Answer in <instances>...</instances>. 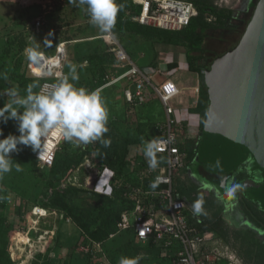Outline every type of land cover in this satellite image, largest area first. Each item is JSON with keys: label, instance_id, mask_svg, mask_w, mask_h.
I'll list each match as a JSON object with an SVG mask.
<instances>
[{"label": "rangeland", "instance_id": "obj_1", "mask_svg": "<svg viewBox=\"0 0 264 264\" xmlns=\"http://www.w3.org/2000/svg\"><path fill=\"white\" fill-rule=\"evenodd\" d=\"M188 1L196 3L198 15L201 6L209 5L211 8V11L206 12V18L214 27L207 31L205 45L206 58L208 57V61H211L217 53H223L236 44L241 35L239 32L243 31L253 11V4L258 0ZM225 12L230 13L231 17L227 18L221 15ZM39 18H44L45 24L38 30L36 23ZM103 35L104 33L90 22L84 8L70 3L69 0H0V107L9 101L7 96L9 89L15 88L20 92L19 82L23 79H33L29 72V60L25 54L27 47L36 44L40 52L51 55L55 53L59 43L67 42L69 57L65 67L68 72L70 64L76 67L79 79L74 82H80L82 87L91 90L94 80L104 76L106 83L95 91L101 96L108 110L107 125H110L116 132L117 162L123 159L125 165L122 167L134 174L139 170L142 158L140 154L144 153L145 143L156 141L163 133L162 126L167 118V112L161 98L155 92H152L151 98L146 102L133 106L127 103L125 91L133 86L132 79L124 77L119 81L116 80L127 72L130 64L127 60L121 61L115 56L111 45L105 41ZM117 37L132 61L142 70L159 68V57H162V61L165 62L166 60L183 59V66L172 70L171 78L181 88L178 101L172 102V106L175 107L172 115L178 121L187 116L186 105L190 102V108H194L199 99L200 89L207 86L205 76L191 71L189 65L185 64L187 62V44L180 40L179 44L174 45L165 42L163 37L136 32H123ZM45 38L52 40L50 47L43 43ZM99 48H105L107 52L111 53L107 61L104 63L101 59L96 58L94 64L88 62V56L97 52ZM196 64L205 72V59H201ZM153 74H155L153 82L158 86L166 78L164 74ZM20 95L23 96L21 93ZM182 96L188 99L182 102ZM193 118L194 116H192L188 128L189 132L195 130L196 123ZM0 129L3 130V136H0V139L9 134L19 135L17 124L13 120L0 123ZM201 129L196 138H199ZM73 147L84 149L86 145L76 146L73 143ZM18 148L19 151L10 153L13 162L12 170L0 177V199L3 200L1 203H6L3 217L7 219L6 224L9 225L6 227L5 239L8 242V252L12 264H64L63 262L67 258L71 259L73 251L78 252V243L85 230L88 232L87 230H92L98 224H102L108 216L112 218L115 210H119V207H116L114 199L78 185L75 187L82 192L71 193L74 202L72 211L69 214L65 211L71 220H62L58 215L53 214L41 218L36 225V230L30 231L27 216L31 208L34 204H42L49 199V196L55 194L49 185L52 182L55 184L59 196L55 198L56 201L61 199L62 195L67 194L71 187L64 188L63 180L67 178L68 173H62L57 178L49 172L52 166H48L40 157L38 158V151L33 152L30 146L19 145ZM58 150L59 147L56 154ZM51 153L52 151L46 148L44 157L47 159ZM75 159L77 157L72 160L73 163L70 166L72 169H76ZM17 163H19L21 171H16ZM192 165L180 171L176 179V187L189 188L193 185L194 180L200 183L193 193L194 198L191 202L202 200L203 211L199 215L192 211V217H212L218 213L217 221L220 226L225 225L231 231L226 240L234 247L237 255H241L240 257L245 260L256 257L258 261L260 257L263 258L264 254L257 255L258 250L256 249L252 253L250 240L245 235H240V229L238 231L235 230V227L231 228L227 220L229 217L235 218L234 216L239 213L240 224L243 222L245 225L250 224L253 222L248 215L250 209L256 210L259 215L264 217V199L262 198L264 192L260 189H250L243 195L235 193L233 197H229L225 194L226 187L219 189L206 185L203 181L204 178L197 175L196 163ZM246 171L252 174L256 183L264 182L263 173L257 167L253 156L245 161L237 172ZM233 174L232 172L228 173L230 177ZM235 175H237L236 172ZM233 178L229 186L231 183L233 184ZM70 186L73 185L70 184ZM50 201H52L51 198ZM56 201H52L53 205L57 204ZM57 210L59 213L61 212L59 209ZM230 211L233 213L232 215H230ZM255 215L257 217V214ZM61 221L72 222L75 227L77 225L81 230L80 237L78 230L74 227L70 228L69 232L68 228H64L62 231V226L66 223ZM41 236L44 237L40 238ZM17 243L20 250L13 249ZM259 245L262 246V244ZM108 251L115 264H119L121 257L139 256V264H172L173 260L171 251L150 246L128 233H121L111 240L108 243ZM261 260L264 261V258ZM218 264H231V260L222 259L218 261Z\"/></svg>", "mask_w": 264, "mask_h": 264}, {"label": "built area", "instance_id": "obj_2", "mask_svg": "<svg viewBox=\"0 0 264 264\" xmlns=\"http://www.w3.org/2000/svg\"><path fill=\"white\" fill-rule=\"evenodd\" d=\"M126 1L141 6L140 14L133 16V20L166 30H182L198 15L195 4L188 0ZM36 24L39 30L45 24L44 18H39ZM102 37L111 45V50L119 60H127L130 64L127 72L116 80L124 77L132 79L133 86L125 91L127 103L133 106L146 102L151 98L152 92H155L165 106L167 118L162 126L163 133L155 141L160 163L157 168H151L144 153H141L144 163L140 162L139 170L134 174L120 176L116 169L109 167L95 155L94 149L99 143L95 141L81 149L83 160L76 165V169L70 168L67 171V178L63 180L64 188L70 187V184L79 185L108 197L121 193L124 206L116 231L110 234L109 239L131 231L137 240L151 242L156 247L171 251L172 264H218V261L226 258L231 260V264H240L236 255L229 251V247L214 232H202L192 222L189 203L178 193L176 179L180 171L187 166L188 158V153L184 152L181 146L190 137L186 128L189 114L180 121L172 115L175 109L172 102L181 95L179 84L171 78L170 71L160 68L142 70L132 61L112 29ZM66 44L67 42L59 43L55 53L51 55L41 52L43 60L39 65L29 62L30 74L42 81L40 87L51 86L61 76L67 75L65 63L69 50ZM153 73L164 74L166 77L159 86L153 82ZM186 109L188 111V108ZM52 135L49 133L48 138ZM63 141L60 138L47 159L44 153L40 156L48 166H52L55 152ZM153 183L155 187H152ZM53 214L62 220H71L64 211L59 213L57 209L34 205L27 216L29 230H36L41 218ZM16 248L21 249L18 243L13 247ZM78 251L90 257L92 264H114L108 255L105 242L93 239L87 232L83 233Z\"/></svg>", "mask_w": 264, "mask_h": 264}, {"label": "trees", "instance_id": "obj_3", "mask_svg": "<svg viewBox=\"0 0 264 264\" xmlns=\"http://www.w3.org/2000/svg\"><path fill=\"white\" fill-rule=\"evenodd\" d=\"M258 1L255 4H253V11L251 12L250 17L248 18L246 25L244 26L243 31L239 32V35H240V33H241V35L239 37V40L236 42V44L229 47L223 53H217L211 61H208V57L206 58L207 51L205 48V45L207 42V31L209 30V28L214 27L213 24H211L206 18V12L211 11V8L209 7V5L201 6L199 15L192 18L190 24L188 26H186L185 28H183L182 30H166V29H161L158 27L150 26V25L145 26L143 24H140L137 21H134L133 16L140 14L141 6L135 5L131 1L117 0V3L123 4L124 7L118 12L117 17H116V23H115V26L112 30H113L114 34L116 35V37L121 35L123 32H136V33H140L143 35L148 34L151 36L155 35L157 37L158 36L163 37L165 42H168V43L174 44V45L179 44V41L183 40L188 46V51H187L186 55H187V62L189 65V69L191 71L199 73L200 75L205 76L204 70L201 67H199L198 64H196V63L199 62L201 59H205V61H206L205 70H206L207 68L211 67L212 63L214 62V60L218 56H221L222 54H224L227 51L234 48L239 43L242 35L244 34L245 29H246L249 21L251 20V18L253 16V13H254V10L256 8ZM191 2H193V1H191ZM194 4H196V3H194ZM196 8H197V6H196ZM221 15L224 17H227V18L231 17V14L226 13V12L221 13ZM106 50L107 49H105V48L104 49L99 48V50L97 52L92 53L91 55L88 56V58H87L88 62L94 64V62H96V58H98V59H101L102 62L105 63V61H107L108 57L111 55V53H109V51L107 52ZM170 69L171 70L177 69V65L175 63L170 64ZM66 71H67V69H66ZM66 73L68 74L69 72L67 71ZM96 79L97 80H94L93 84H91V90L92 89L96 90V89L102 87L106 83L104 80V76L98 77ZM33 81H38L39 85L42 82L40 79H36L35 77H33V79H30V78L29 79H23L22 81L19 82L21 85L20 93L22 95L26 94L25 89ZM72 83H74L75 86H77V87H82L80 82L72 81ZM37 90L39 91V88L34 89V91H37ZM209 103H210V96H209L208 87L203 86L200 89V95H199L197 105L194 108H192L193 112L199 113L202 117V123H201L202 129H201L200 138L195 139V140H189L181 146L182 150L184 152L188 153L187 166L196 163V165H197L196 169L200 166H207V167L209 166V167L213 168L216 172H222L225 175H228V173H231V172L235 173L238 171L239 167L235 168L233 170L221 169V168L214 166L211 162L205 160L200 155L199 143H200V140L202 137V131H203V128L205 125L207 115H208ZM107 127H108L109 131L104 134V138L110 140V145L108 147H105L103 144H101L99 142L95 146V149H94L95 155L103 163H105L106 165H108L109 167H111L113 169H116V171L118 172V174L120 176L126 175V174H131V172H128L124 167H122L125 165V164H123V159H120L117 162V150H116V148H117V144H118L117 141L118 140L116 137V132L114 131V129L110 125H107ZM82 154L83 153H82L80 147H73V143L63 141L59 146L58 153L55 155L52 167H51L49 172L53 176L59 178L62 173L66 174L67 171L70 169V166H71V163H73L72 160H74V157H77V159H75V161L77 162L76 165L81 163V161L83 160L81 158ZM141 160H142L141 162L144 163V160L143 159H141ZM257 167H258V165H257ZM260 171H262V170H260ZM243 178H245L244 174H241V176L237 175L236 177H234L233 184L242 185V187L237 189L236 191L239 190V192H240V189L243 190V192L241 193L242 195H243V193L249 192L250 189H252V190H259L260 189L262 192H264V184L263 183H256L253 180H246L245 182H243ZM197 185H198V182H196V184L192 185L189 188H185L184 186H179L178 187V193L180 196H182L186 199L192 200L194 198L193 193L197 190ZM50 187H51V189H53V191H55V194L52 196H49V199H47V201L43 202L42 204H34V205H42V206H45V207L50 208V209H59L60 211H64V212L66 211L67 214H69L72 211V205L74 204L73 199L71 198V195H72L71 193L74 192L76 194L77 193L79 194V192H82V191L80 189L76 188L74 185L70 186L71 188L69 189V192L65 195H62L61 199H59V200L57 199V201H56L55 198H57L59 196H58V192H56L57 190L55 188V184H53V182H52L49 185V188ZM50 198L52 199V201L55 200L57 202V204L53 205L52 201H50ZM108 198H112L115 200V204H117L116 207H119V210H115L116 212L114 213V216L112 218H109V216H108L105 218V222H103L102 224H98L92 230H87L88 231L87 233L93 239H95L97 241L105 242V247H106V250L108 252V255H109L111 261L115 264V262L112 260L110 254H109L108 243L115 238L114 237L113 239H109L110 234L116 231V225L120 219V214H121V211H122L123 206H124V200L122 199L120 192L116 193V195L114 197H108ZM262 198L264 199V196ZM118 204H119V206H118ZM247 204H250V203L247 202ZM5 207H6V203L0 202V264H12L10 254L8 252V242L5 239V235H6V231H7L6 227H9V225L6 224L7 219L5 217H3ZM250 212L252 214L253 213L257 214L256 218L261 220L262 223H264L263 215H259V213L253 209H250ZM217 217H218V213H215L212 217H208V216H200L198 218L192 217L191 220H192V222H194V221L196 222V223L195 222L194 223L200 228V230L202 232L214 231L226 239L227 234L222 229V225L220 226L219 222L217 221ZM85 232H86V230H85ZM123 233L131 234L134 237V234L131 231L123 232ZM81 237H83V235ZM81 242H82V239L78 243V246ZM148 245L155 246L151 242L148 243ZM76 247H77V244H76ZM257 249H258L257 255H263L264 254L263 250L261 248H260V251H259V248H257ZM63 263L64 264H92L90 257L85 256L84 254L80 253L79 251L78 252L73 251L71 259L67 258V260H65V262H63Z\"/></svg>", "mask_w": 264, "mask_h": 264}, {"label": "clouds", "instance_id": "obj_4", "mask_svg": "<svg viewBox=\"0 0 264 264\" xmlns=\"http://www.w3.org/2000/svg\"><path fill=\"white\" fill-rule=\"evenodd\" d=\"M70 3L82 6L90 22L102 33L114 28L118 12L124 7L117 0H69ZM51 35V33H49ZM46 46L52 45V40L45 38ZM29 62L39 65L43 57L36 44L25 49ZM69 73L61 76L51 86L40 87L38 81H33L25 89V95L11 88L7 92L9 101L0 107V123L13 120L17 124L19 135L9 134L0 139V177L12 170L10 153L19 151V145L30 146L33 152L38 151V158L46 151L44 140L49 133L60 136L65 142L76 146L87 145L99 141L105 147L110 140L104 138L109 131L108 110L101 96L95 90L77 87L72 81L79 76L74 65H69ZM6 78V77H5ZM39 91H34L38 89ZM0 136L3 130L0 129ZM158 145L155 141L146 142L144 155L149 166L157 168L160 160L157 158ZM217 163H219L217 161ZM16 171H21L19 163ZM152 187H155L153 183ZM240 184H232L225 189V194L233 197ZM203 201L193 203V212L203 211ZM140 257H121L119 264H139Z\"/></svg>", "mask_w": 264, "mask_h": 264}, {"label": "water", "instance_id": "obj_5", "mask_svg": "<svg viewBox=\"0 0 264 264\" xmlns=\"http://www.w3.org/2000/svg\"><path fill=\"white\" fill-rule=\"evenodd\" d=\"M205 81L210 103L200 155L225 170L251 155L264 173V0L239 43L205 70Z\"/></svg>", "mask_w": 264, "mask_h": 264}, {"label": "crops", "instance_id": "obj_6", "mask_svg": "<svg viewBox=\"0 0 264 264\" xmlns=\"http://www.w3.org/2000/svg\"><path fill=\"white\" fill-rule=\"evenodd\" d=\"M129 54V53H128ZM159 60H160V65H159V68L161 69V70H163V71H170L171 72V74H172V70L170 69V64H172V63H175L176 65H177V69H179V67H181V66H183V59L182 58H179L178 60H176V61H171V60H166V62L165 61H162V57H159ZM187 61V60H186ZM185 64H187L188 65V63L186 62ZM176 70V69H175ZM189 70V69H188ZM158 75H161V74H158ZM176 76V75H175ZM188 98L187 97H183L182 96V102L184 101V100H187ZM175 101H178V99H176ZM190 105V102H188V104L186 105V108H188V114H189V116H188V120L186 121V123H187V126H186V128L188 129L189 127H190V123H191V121H192V116H194V123H196L195 125H194V131H192V132H189L190 134V137L189 138H187L186 140H185V142H187V141H189V140H195V139H198V138H196L197 137V135H198V132L200 131V129H201V123H202V117H201V115L200 114H198V113H196V112H193L192 111V108H190L191 106H189ZM194 113V114H193ZM198 114V115H197ZM201 135V134H200ZM199 138H200V136H199ZM193 166V165H192ZM205 167H207V166H205ZM239 168H240V166H239ZM238 168V169H239ZM207 169H209V172H212V173H215V175H217L218 174V172H216L213 168H211V167H209L208 166V168ZM238 173H240V172H236V174H238ZM235 174V173H234ZM200 176V175H199ZM202 176V175H201ZM203 177H204V175H203ZM232 179V178H231ZM231 179H230V176H229V178L227 177L226 178V181H225V183H223V184H221L222 186H227V185H229L230 184V182H231ZM219 180H220V178H219ZM197 182V181H196ZM220 182V181H219ZM194 184H195V182H194ZM228 187V186H227ZM182 197V196H181ZM229 204H227V206H228ZM230 205H232V204H230ZM229 207V206H228ZM193 210H191V212H192ZM193 213V212H192ZM230 213V215H232L233 213L230 211L229 212ZM235 215V214H234ZM245 216V215H244ZM194 217V216H193ZM235 218H233V217H229L228 218V220H227V223H229V226L231 227V228H234L235 227V230H238V229H240V235H245L249 240H250V242H251V250H252V253L254 252V250L256 249V250H258L257 248H259V251H260V248L262 249V250H264V247H263V243H264V226L263 225H260V224H253V223H250V224H247V225H245V224H240V222L238 221V219H240V214L238 213V215L237 216H234ZM195 218V217H194ZM62 223H66V224H63V226H62V231L64 230V228H68V232H69V230H70V228H72V227H74V228H76L77 230H78V233H79V237H80V228L76 225V227H75V224H73L72 222H63V221H61ZM239 222V223H238ZM240 227V228H239ZM222 229L226 232V234H227V237H228V235H229V233L231 232L230 230H229V227H227V226H223L222 225ZM239 231V230H238ZM210 232H214V231H210ZM215 234H216V236L219 238V239H221L223 242H224V244H226L228 247H229V251L230 252H232L233 254H235L236 255V257L238 258V260H239V263L240 264H264V261L263 260H261V259H263L264 258V256H263V258H259L258 259V261L256 260V257L253 259H251V258H248V260H245V259H243L242 257H240L239 255H237V253H236V251H235V249H234V247L232 246V245H230V243H229V241H227L223 236H221V235H219L218 233H216V232H214ZM243 233V234H242ZM60 237V236H59ZM240 237H242V236H240ZM245 237V238H246ZM60 239H61V237H60ZM259 239H261L262 241H260ZM77 240H79V239H77ZM76 240V241H77ZM60 242H61V240H59ZM76 241H74V242H76ZM259 244H262V246H260ZM256 247V248H255ZM261 256V255H260ZM67 257V256H66ZM259 260H261V261H259ZM247 261H249V262H247ZM245 262V263H244Z\"/></svg>", "mask_w": 264, "mask_h": 264}, {"label": "flooded vegetation", "instance_id": "obj_7", "mask_svg": "<svg viewBox=\"0 0 264 264\" xmlns=\"http://www.w3.org/2000/svg\"><path fill=\"white\" fill-rule=\"evenodd\" d=\"M249 158H251V155L249 156ZM248 158V159H249ZM240 167H241V165H240ZM208 167H205V166H200V167H198L197 168V172L201 175L202 174V177H203V175H204V179H203V181L205 182V184L206 185H210L211 186V188H219V189H223V188H227V186L229 187V185H227V186H222L221 184H223V183H225V181H226V178L228 177L229 178V176L230 175H225V174H223L222 172H218V174L217 175H215V173H212V172H209V169H207ZM259 170H261L260 168H259ZM201 172V173H200ZM262 173H263V171H262ZM199 174H197V175H199ZM241 174H244L245 175V178H243V182H245L246 180H253L254 182H255V179L253 178V176H252V174H250L249 172H240V173H238L237 175H240L241 176ZM237 175H235V174H233L230 178H233V177H236ZM263 176H264V173H263ZM219 178H220V180H219ZM195 179V178H194ZM234 179V178H233ZM232 180V179H231ZM220 181V182H219ZM194 182H195V184H196V180H194ZM199 182H198V185H197V188L199 187ZM263 184H264V182H263ZM193 185H194V183H193ZM231 185H232V183H231ZM243 192V190H241L240 189V192H239V190L238 191H236L235 193H237V194H241ZM184 198V197H183ZM186 199V198H185ZM187 200V202L189 203V206H190V208H191V210H193V203L191 202V200H189V199H186ZM199 215V214H198ZM249 215V219L250 220H252L253 222L252 223H254V224H260V225H263L264 226V223H262V221L261 220H259V219H257L256 218V216H255V214L253 213H249L248 214ZM195 218H198V216H194ZM260 221V222H259Z\"/></svg>", "mask_w": 264, "mask_h": 264}, {"label": "bare ground", "instance_id": "obj_8", "mask_svg": "<svg viewBox=\"0 0 264 264\" xmlns=\"http://www.w3.org/2000/svg\"><path fill=\"white\" fill-rule=\"evenodd\" d=\"M60 136L58 135H52L51 137H46L45 141H44V144L46 146V148L49 150V151H52L55 149V147L58 145V142L60 140Z\"/></svg>", "mask_w": 264, "mask_h": 264}]
</instances>
